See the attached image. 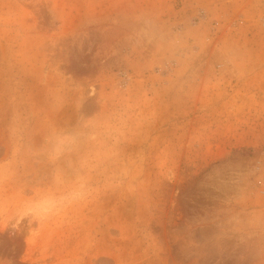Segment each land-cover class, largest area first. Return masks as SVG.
<instances>
[{"label": "rangeland", "instance_id": "obj_1", "mask_svg": "<svg viewBox=\"0 0 264 264\" xmlns=\"http://www.w3.org/2000/svg\"><path fill=\"white\" fill-rule=\"evenodd\" d=\"M264 0H0V264H264Z\"/></svg>", "mask_w": 264, "mask_h": 264}, {"label": "built area", "instance_id": "obj_2", "mask_svg": "<svg viewBox=\"0 0 264 264\" xmlns=\"http://www.w3.org/2000/svg\"><path fill=\"white\" fill-rule=\"evenodd\" d=\"M261 188L264 189V184H262Z\"/></svg>", "mask_w": 264, "mask_h": 264}]
</instances>
